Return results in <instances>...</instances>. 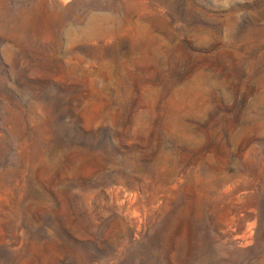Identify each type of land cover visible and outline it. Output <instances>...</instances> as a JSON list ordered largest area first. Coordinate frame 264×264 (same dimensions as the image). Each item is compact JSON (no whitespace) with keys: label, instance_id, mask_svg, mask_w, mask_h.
I'll use <instances>...</instances> for the list:
<instances>
[{"label":"rangeland","instance_id":"obj_1","mask_svg":"<svg viewBox=\"0 0 264 264\" xmlns=\"http://www.w3.org/2000/svg\"><path fill=\"white\" fill-rule=\"evenodd\" d=\"M0 264H264V0H0Z\"/></svg>","mask_w":264,"mask_h":264}]
</instances>
